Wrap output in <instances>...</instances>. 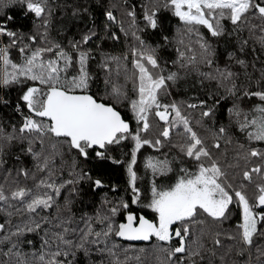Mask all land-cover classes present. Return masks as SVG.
<instances>
[{
  "label": "snow or ice",
  "instance_id": "obj_1",
  "mask_svg": "<svg viewBox=\"0 0 264 264\" xmlns=\"http://www.w3.org/2000/svg\"><path fill=\"white\" fill-rule=\"evenodd\" d=\"M17 5L27 30L0 19V104L19 117L0 123V264H264V0H123L104 35L87 0L0 14ZM121 33L120 54L89 46Z\"/></svg>",
  "mask_w": 264,
  "mask_h": 264
},
{
  "label": "trees",
  "instance_id": "obj_2",
  "mask_svg": "<svg viewBox=\"0 0 264 264\" xmlns=\"http://www.w3.org/2000/svg\"><path fill=\"white\" fill-rule=\"evenodd\" d=\"M80 2L84 3L85 0H80ZM131 2H137V0H130V3ZM87 3L89 4L92 15L95 17L96 25L99 26V29H100L99 35H104L102 31L103 23L105 21V17L103 15L104 10L112 4H117V5L122 4L123 0H87ZM113 11L119 18L122 13V9L116 8V9H113ZM9 14L14 17V20L9 25L10 27H24L25 30H27L29 25L27 24V21H25L21 17L18 5L16 7H10L6 12H3L2 14H0V19L6 18V16ZM84 19L87 20V17L85 16ZM175 26H176L175 20H172L171 25L167 26V34L169 35L170 38L175 33ZM78 29L86 30L84 20H81L78 23H74L72 31L69 32L68 35L71 36L75 34L77 35V38H79V34L77 31ZM114 30L119 33L118 28H115ZM148 39H149V42H152V43H156L160 41L159 36L148 37ZM66 42H67V39L65 38V43ZM132 42H133L132 37L130 35L126 41L125 37L121 33L120 40L118 42H113L110 39L100 40L98 36L97 38L93 39V41L90 43L89 46L95 48L96 45L99 44L102 50L110 51L113 54H120L125 50L126 43L131 44ZM175 48H176V44H175V41H173L172 43L169 44L168 47L161 49L160 55L168 60L174 59L175 58ZM13 55H15V52L13 53ZM97 59H99L98 52H97ZM168 67H171V65L169 64ZM129 89H131V84H129ZM195 93H187V92H180V91L177 92L176 89H173V97H170L169 99H172V98L180 99L183 97H191ZM0 96H4L5 98H8L10 96L14 101L15 100V90L14 89L12 90L0 89ZM125 115L127 118V113H125ZM13 119L18 120L19 117L15 115L14 113H12L9 108L0 104V123H5L7 125V122ZM210 123L211 122L209 121V124ZM222 148H223V145H222ZM17 151H18L17 148L12 149L13 153ZM119 151H120L119 149H116L115 154L118 155ZM231 155H232V151L231 149H229L228 157L230 158ZM11 163H12V160H11V157H9V164ZM91 166L93 169V172H92L93 176L100 175L101 177L105 179L107 183H111V182H116L118 184L123 183L122 169L112 166L110 163H107V162H97ZM101 191H104V189H101ZM99 195H100V192L92 193L90 189L85 192L86 198L91 196L93 199H96L99 197ZM136 247L137 248H140V247L148 248L149 244L148 243L147 244H136ZM141 259L145 261V264H152V257L150 255V252H146L142 254Z\"/></svg>",
  "mask_w": 264,
  "mask_h": 264
},
{
  "label": "rangeland",
  "instance_id": "obj_3",
  "mask_svg": "<svg viewBox=\"0 0 264 264\" xmlns=\"http://www.w3.org/2000/svg\"><path fill=\"white\" fill-rule=\"evenodd\" d=\"M180 92H185L184 89H180L179 90ZM196 92V89H190L187 91V93H195Z\"/></svg>",
  "mask_w": 264,
  "mask_h": 264
},
{
  "label": "water",
  "instance_id": "obj_4",
  "mask_svg": "<svg viewBox=\"0 0 264 264\" xmlns=\"http://www.w3.org/2000/svg\"><path fill=\"white\" fill-rule=\"evenodd\" d=\"M148 242H143V241H140V242H135V244H147Z\"/></svg>",
  "mask_w": 264,
  "mask_h": 264
}]
</instances>
